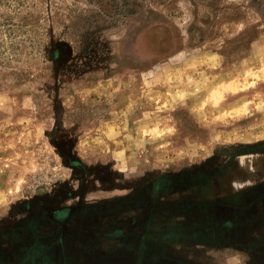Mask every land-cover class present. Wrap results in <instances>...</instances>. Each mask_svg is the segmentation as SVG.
<instances>
[{"label":"rangeland","instance_id":"1","mask_svg":"<svg viewBox=\"0 0 264 264\" xmlns=\"http://www.w3.org/2000/svg\"><path fill=\"white\" fill-rule=\"evenodd\" d=\"M244 1L126 0V12L110 9L111 0L105 8L98 0H0V221L14 205L74 184L62 159L69 135L85 163L113 162L118 172L105 177L113 187L176 171L164 193L177 202L217 153L263 143L264 5ZM158 23L173 42L155 54L145 31ZM232 45L237 51L226 53ZM178 204L145 206L138 264H264L233 249L219 219L187 230ZM101 207L91 214L111 222L97 236L124 248L112 235L123 227L122 203Z\"/></svg>","mask_w":264,"mask_h":264},{"label":"flooded vegetation","instance_id":"2","mask_svg":"<svg viewBox=\"0 0 264 264\" xmlns=\"http://www.w3.org/2000/svg\"><path fill=\"white\" fill-rule=\"evenodd\" d=\"M257 1L264 5V0H245L244 3L255 7ZM250 10L257 13L253 8ZM238 47L232 45V50L229 46L224 48L229 53L237 51ZM55 108L59 112V106ZM91 117L95 116L91 113ZM78 126L73 131L75 134H80L77 132ZM77 138L69 135L62 140L67 145L62 150V159L70 170L74 184L63 183L55 186L49 195L26 199L12 207L8 221H0V264H138L139 238H142L139 231L141 220L147 213L143 209L145 206L170 208L176 203L183 208V218H179L186 221L187 230L194 225L219 219L229 231L227 238L235 239L233 249L239 254L264 256V142L254 146L253 151L228 153L224 150L217 153L214 159L205 163V174L199 178L198 185L185 190L189 193L188 198L177 202L166 197L168 186L164 184L172 181L171 177H175L176 171L152 175L146 173L137 179L138 183L123 182L121 187L116 188L108 183L110 177L118 172L113 162L91 166L85 163L75 148ZM107 176L110 177L105 180ZM116 190L123 193L113 195ZM148 192L150 194L147 196ZM87 194L95 197L90 199L93 201H86ZM136 196L141 199H136L133 205ZM162 196L166 199L162 200ZM117 202L122 203L119 216L125 219L121 220L124 223L120 231L112 235H119L121 242L125 243L124 248H111L105 244L117 238L113 240L111 236H97V231L108 229L106 226L111 218L103 217V220L91 214L93 210H101V204L109 207L106 210H112ZM128 218L135 220L133 225H130ZM166 218L171 221L170 224L175 223L174 216ZM204 228L203 234H213L207 231L206 225ZM119 251L120 260H110ZM85 255L88 256L87 260L82 257ZM131 256H135L133 263L130 262Z\"/></svg>","mask_w":264,"mask_h":264},{"label":"trees","instance_id":"3","mask_svg":"<svg viewBox=\"0 0 264 264\" xmlns=\"http://www.w3.org/2000/svg\"><path fill=\"white\" fill-rule=\"evenodd\" d=\"M139 2H144V0H139ZM98 3L100 6H102L103 8L108 7L109 6V0H98ZM129 3H131L132 6V2L129 1ZM128 2H126L125 0V4L121 3L118 4L115 0H111V6L110 9H117L118 7H122L124 9V11L126 10V12H128L130 10V7L128 9ZM140 5V3H135V7L137 8ZM128 9V10H127ZM133 13H130V15H132ZM128 15V14H127ZM128 20L127 22H131L132 18L131 17H127ZM126 22V23H127ZM169 29V26L165 23H158V25L156 26H152V28H149L148 30L145 31L146 34V41L148 43L147 46H149V51L150 52H154L155 54H157V52L159 53L161 51V49L163 48H168L166 46V44H170L169 42H173V37H169V32L167 31ZM165 31H167L165 33ZM165 33V34H164ZM152 53V54H154Z\"/></svg>","mask_w":264,"mask_h":264}]
</instances>
